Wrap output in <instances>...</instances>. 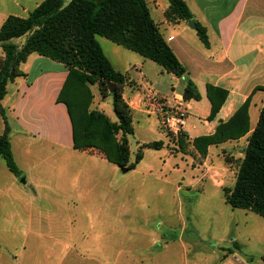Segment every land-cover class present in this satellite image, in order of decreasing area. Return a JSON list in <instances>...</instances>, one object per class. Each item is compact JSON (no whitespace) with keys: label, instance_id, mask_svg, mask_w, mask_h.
<instances>
[{"label":"rangeland","instance_id":"1","mask_svg":"<svg viewBox=\"0 0 264 264\" xmlns=\"http://www.w3.org/2000/svg\"><path fill=\"white\" fill-rule=\"evenodd\" d=\"M166 1L148 0L155 20L160 19L155 3L161 6ZM237 1L227 0L228 9ZM25 40L23 37L16 43L20 45ZM98 42L113 66L124 74L132 66L131 74L140 78L133 66L141 61L146 63L147 77L164 71L103 37H98ZM166 88L171 92L169 84ZM91 91L94 98L90 109L104 112L115 121L112 98L104 99L98 85L92 86ZM205 104L209 105L208 101L194 104L189 111L190 126L196 123L195 116ZM134 116L135 134L129 137L131 161H135L139 145L163 140L164 150H142L143 161L136 170L126 173L109 161L82 156L85 192L98 188V192L85 194V198L99 203L79 206L83 219L80 217L77 224L64 217L62 197L55 196L56 204L43 206L44 212L51 211L53 217L42 223L41 232L26 241L10 231L0 233V241L10 256H5L0 264H264V218L251 211L233 209L224 195V190L235 186L247 141L220 149L218 156L212 154L205 166V157L187 137L180 145L187 123L177 139L169 141L163 136L166 133L156 113ZM120 138L119 134L117 139ZM91 153L100 155L96 150ZM219 170L225 171L222 178L216 174ZM57 192H62L61 187L57 186ZM96 193L101 197L94 196ZM74 224L77 227L71 234L68 228Z\"/></svg>","mask_w":264,"mask_h":264},{"label":"crops","instance_id":"2","mask_svg":"<svg viewBox=\"0 0 264 264\" xmlns=\"http://www.w3.org/2000/svg\"><path fill=\"white\" fill-rule=\"evenodd\" d=\"M43 1L0 0V29L9 16L26 18ZM184 1L193 14L194 21L206 28L210 47L206 48L202 44L197 31L191 29L187 22L167 17L168 1L161 6H156L155 3V10L159 8L160 17L155 20L146 0L160 33L187 69V75L176 77L160 66L164 71L147 77L144 70L146 63L141 61L140 65L133 66L140 77L136 78L131 74L130 66V73H125L129 80L123 97L132 110L133 123L135 113L146 116L155 113L153 105L159 103L158 99L170 102L175 95H183L187 81L191 80L197 86L201 100L187 102L189 111L194 104H201L204 100L209 105L205 104L203 111L195 116L196 123L193 126L189 124V112L183 140L187 137L194 146L198 137L212 135L219 123L227 122L247 100L253 131L264 102V0H238L230 9L227 7V0ZM2 56L0 49V57ZM21 69L26 76L10 83L7 95L0 101V109H4L11 129V149L20 172L19 176H15L9 171L6 161L0 159V233L10 231L26 241L35 233L41 232L42 223L53 217L51 211L44 212L43 206H51L55 196L62 197V214L66 219L78 224L81 217L82 221L83 212L79 214L82 211L79 206L99 203L90 197L85 198V194L98 192V188L92 187L85 192L82 156L108 161L101 154L93 155L91 150L78 151L73 148L68 109L58 101L68 69L61 63L37 54L30 55ZM115 69L121 72L119 68ZM167 84L171 92L166 91ZM208 86L228 92L225 104L213 120H209L212 105L207 98ZM158 120L161 125L159 115ZM201 126L206 129L205 133L201 132ZM4 131L5 122L0 112V137ZM163 136L168 139L164 133ZM243 140L247 141V137L210 146L205 166H208L212 154L217 157L220 149H228L231 144ZM142 146L139 145V151ZM114 166L121 170L117 165ZM176 171L180 172L179 168ZM219 171L221 174L218 171L216 174L222 178L225 171ZM57 186L61 187L62 192H57ZM98 195L96 193L94 196ZM76 227L74 224L68 228L71 234L75 233ZM74 248L76 250V246ZM5 256H9V251L0 241V260ZM13 257L17 259L16 255ZM73 257L78 258L77 250Z\"/></svg>","mask_w":264,"mask_h":264},{"label":"trees","instance_id":"3","mask_svg":"<svg viewBox=\"0 0 264 264\" xmlns=\"http://www.w3.org/2000/svg\"><path fill=\"white\" fill-rule=\"evenodd\" d=\"M166 15L189 23L194 20L184 0H167ZM197 36L210 47L207 30L195 21ZM26 37L23 44L16 43ZM97 37H103L126 50L139 54L176 77L187 75L172 48L160 33L146 0H44L28 17L9 16L0 29V101L7 87L25 77L21 67L32 54H37L68 69V76L58 101L68 109L72 125L73 148L98 151L107 161L121 169L134 170L143 160L142 149L162 150L163 141L143 145L131 161L129 137L134 136L133 113L123 97L127 74L117 71L105 55ZM115 85V92L108 84ZM98 85L104 99L111 97L115 121L104 112L91 110L94 95L91 87ZM186 102L200 101L201 95L191 80L183 92ZM207 98L213 120L228 98V92L207 87ZM5 131L0 137V159L15 176L20 172L10 143V126L4 109H0ZM121 135L118 140L117 136ZM247 137L244 157L232 190H224L226 202L233 209L251 211L264 218V102L258 123L250 127L249 101L224 123H219L210 136H201L194 147L206 157L208 148L227 141ZM180 142V140H179ZM183 143L181 139L180 145ZM264 260V258H263Z\"/></svg>","mask_w":264,"mask_h":264},{"label":"built area","instance_id":"4","mask_svg":"<svg viewBox=\"0 0 264 264\" xmlns=\"http://www.w3.org/2000/svg\"><path fill=\"white\" fill-rule=\"evenodd\" d=\"M174 103H157L153 105L155 113L160 116V123L164 127L165 136L169 141L177 139L184 130L189 118V107L183 95H175Z\"/></svg>","mask_w":264,"mask_h":264},{"label":"water","instance_id":"5","mask_svg":"<svg viewBox=\"0 0 264 264\" xmlns=\"http://www.w3.org/2000/svg\"><path fill=\"white\" fill-rule=\"evenodd\" d=\"M188 25H189V27L191 28V29H193V30H197V27H196V23H195V21L194 20H192V21H190L189 23H188ZM108 86H109V91H110V93H114L115 92V85L114 84H112V83H109L108 84ZM123 172H128L129 170H127V169H121ZM24 182V181H23Z\"/></svg>","mask_w":264,"mask_h":264}]
</instances>
